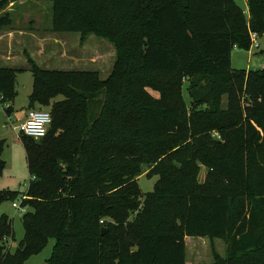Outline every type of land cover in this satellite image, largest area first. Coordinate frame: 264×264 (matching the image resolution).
Returning a JSON list of instances; mask_svg holds the SVG:
<instances>
[{
  "label": "trees",
  "instance_id": "1",
  "mask_svg": "<svg viewBox=\"0 0 264 264\" xmlns=\"http://www.w3.org/2000/svg\"><path fill=\"white\" fill-rule=\"evenodd\" d=\"M242 1L53 0L54 32L104 40L115 60L101 80L95 71L43 69L25 54L28 108H48L51 124L43 138L18 136L28 210L23 239L14 252L0 246V264H24L50 239L44 264H186V237L223 241L225 256L213 252V264H264V64L230 65L232 50L264 36V0H246L247 16ZM7 4L0 0V11ZM11 25L0 14V29ZM17 73L0 67L11 103ZM4 166L0 157V176ZM248 169L260 174L253 191ZM143 173L157 177L145 195ZM18 195L0 193V204ZM8 238L2 215L0 242Z\"/></svg>",
  "mask_w": 264,
  "mask_h": 264
},
{
  "label": "rangeland",
  "instance_id": "2",
  "mask_svg": "<svg viewBox=\"0 0 264 264\" xmlns=\"http://www.w3.org/2000/svg\"><path fill=\"white\" fill-rule=\"evenodd\" d=\"M8 4L0 14L8 12L12 18V25L9 28L0 29V64L11 65L18 70L16 75L15 92L12 100V112H0V157L5 162L4 169L0 176V193L10 191L18 192L15 200H7L0 204V217L5 215L11 221L14 240L11 238L0 242V246L9 248L14 252L18 243L23 239L24 230L22 215L28 208H21L20 203L23 194L26 192L31 176L27 170V163L24 149L18 139L20 132L14 131L12 127L18 126L23 120L24 113L28 111V97L32 91L33 77L25 57L29 55L38 66L47 70L60 71H95L99 79L104 80L112 70L115 60V51L111 44L100 40L92 35L84 42L80 41L78 32H54L53 26V0H7ZM247 16L246 0L238 2ZM258 48L248 51L234 49L230 56V65L234 70L262 69L264 56L260 54L264 48V36L258 39ZM157 80H161L159 77ZM190 79H183L180 87L182 102L189 106L191 99L188 95ZM161 83H165L162 79ZM63 98L57 97L54 101ZM226 96L222 97V105L226 104ZM169 103H175V99H169ZM35 110L49 111L48 108ZM14 116L11 122L8 115ZM21 116L19 119L18 117ZM17 117V119H16ZM9 123V124H6ZM10 123H12L10 125ZM251 176L249 185L253 191L258 186L259 173L248 169ZM206 171L202 170L199 182L203 183ZM234 181H239V175H233ZM157 177L147 178L146 173L137 178L138 188L141 195L153 190ZM16 204L18 208L12 205ZM55 244L50 239L44 249L33 255L24 264H44L51 257ZM213 252L221 258L225 256V244L220 240L207 238L185 239V261L186 264H213Z\"/></svg>",
  "mask_w": 264,
  "mask_h": 264
},
{
  "label": "built area",
  "instance_id": "3",
  "mask_svg": "<svg viewBox=\"0 0 264 264\" xmlns=\"http://www.w3.org/2000/svg\"><path fill=\"white\" fill-rule=\"evenodd\" d=\"M251 42V49H257L259 44L258 38L255 34H251ZM11 108L12 103L6 98H4L3 94L0 91V112L7 114V110H10ZM7 119L9 122H11L13 119L12 115H8ZM11 124L12 123H10V125ZM50 124L51 116L48 111L32 109L28 110L25 120L21 122L18 126L12 127V129L14 131L18 130L20 134L25 135L27 137H31L33 139H40L46 135ZM12 206L14 208H18V206L14 203Z\"/></svg>",
  "mask_w": 264,
  "mask_h": 264
},
{
  "label": "crops",
  "instance_id": "4",
  "mask_svg": "<svg viewBox=\"0 0 264 264\" xmlns=\"http://www.w3.org/2000/svg\"><path fill=\"white\" fill-rule=\"evenodd\" d=\"M5 64H6V63H5ZM5 64H2V63H1V64H0V67H1V68L3 67V68H12V69H13V67H12L10 64H9V65H5ZM39 67H40V66H39ZM28 110H29V109H28ZM27 112H28V111H27ZM26 114H27V113H24L23 120L20 121V122H23V121L25 120V118H26ZM12 117L14 118V116H12ZM20 117H21V116H19L18 118L21 119ZM16 119H17V117H16ZM6 124H8V123H6ZM185 239H186V238H185Z\"/></svg>",
  "mask_w": 264,
  "mask_h": 264
},
{
  "label": "water",
  "instance_id": "5",
  "mask_svg": "<svg viewBox=\"0 0 264 264\" xmlns=\"http://www.w3.org/2000/svg\"><path fill=\"white\" fill-rule=\"evenodd\" d=\"M104 233H105V232L102 230V233H101V234L103 235Z\"/></svg>",
  "mask_w": 264,
  "mask_h": 264
}]
</instances>
